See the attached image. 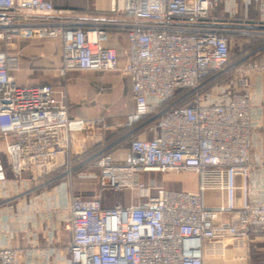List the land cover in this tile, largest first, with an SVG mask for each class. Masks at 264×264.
I'll return each instance as SVG.
<instances>
[{
    "label": "built area",
    "instance_id": "obj_1",
    "mask_svg": "<svg viewBox=\"0 0 264 264\" xmlns=\"http://www.w3.org/2000/svg\"><path fill=\"white\" fill-rule=\"evenodd\" d=\"M216 0H111L92 21H60L51 0H0V196L18 192L70 159L101 147L102 116L71 118L66 95L55 84L20 85L18 58L7 50L21 40H58L60 77L70 72H118L131 81V111L119 127L145 121L151 137H130L119 148H102L95 167L100 190L94 198L62 190L61 215L44 230L54 240L52 260L62 251L68 264H204L207 246L226 240L234 250L264 241V175L261 143L253 132L251 75L264 66L247 57L230 61L234 38L253 36L238 23L211 15ZM255 25L264 28V0ZM62 13V12H61ZM112 32L127 42L123 68ZM264 38V30L260 32ZM237 71L227 102L204 103L219 80ZM254 156V157H252ZM218 178L220 203L207 205L206 192ZM197 176L196 191L164 189L162 174ZM137 190L128 206L106 207L103 191ZM155 191L154 194L151 191ZM9 194V193H8ZM2 209L0 208V216ZM24 250L0 245V264H18Z\"/></svg>",
    "mask_w": 264,
    "mask_h": 264
},
{
    "label": "crops",
    "instance_id": "obj_2",
    "mask_svg": "<svg viewBox=\"0 0 264 264\" xmlns=\"http://www.w3.org/2000/svg\"><path fill=\"white\" fill-rule=\"evenodd\" d=\"M57 1L59 0H51L56 12L60 13L53 15L52 17L56 20L68 22L96 20L111 7V0H98L91 6H84L82 4L76 5L71 3H57ZM90 1L93 2L96 0ZM225 1V6L223 7L222 5L219 6V0H216L214 8L211 10V15L218 20H228L238 23L240 28H245L252 32L253 36L250 37L251 39L255 38L264 41V38L260 36V32H262L264 28L256 26L254 23L258 16V0ZM241 38L244 37L237 38L238 42H240ZM263 45L241 57H247L248 59V57L253 55L257 56L258 60L263 59L264 61ZM104 46L115 50L118 57V65L120 68H123L127 62V42L125 36L119 32H112L109 41L105 43ZM7 53L18 58L19 70H29L35 73L52 69L56 73L57 77H59L57 68L61 63V48L58 40H21L9 48ZM229 57L232 58L230 55V49ZM241 57H239V59ZM16 73L15 76L17 84L31 85L50 83L58 85L60 89L66 90L65 86L61 85L59 82L52 81L53 77L50 73L46 72L43 76L40 74L41 78L38 79L39 81L32 83H29L28 81L20 82L19 75ZM73 73L81 72H70L64 78H67L68 75ZM84 74H97L101 76L102 79L105 78V75L117 74L125 79L128 87L129 106L127 113L120 117L121 119L118 120L119 122H116L118 125H122L125 121L126 115L131 111V81L129 76L121 71ZM250 75L252 78L250 87L243 91L249 93L250 96H253L254 98L251 111L253 132L257 138L261 136V160L263 162V166L254 171V176L258 179V177H261L262 174L264 175V75L258 80H256L255 75ZM238 76L239 73L234 71L226 78L219 80L211 88H209L206 93L205 100L216 101L219 103L227 102L234 93L241 91L237 86ZM112 77L114 79V76ZM107 79H110V77ZM73 102L74 101L71 100V105H74ZM65 103L68 106V94L65 99ZM70 109L71 108L68 106V112L71 118H91L101 116H90L79 112L72 113ZM146 124L147 122L143 121L131 129L135 130L137 133L134 137H151V133L144 130V126H146ZM138 128H141L142 130ZM97 148L99 147L89 145L87 152L82 153L79 157L75 158L77 160L75 161V167L86 163V165L93 164L95 168V171H92L91 174H86L84 171L81 173V176L85 179L97 180L95 176L88 177L89 175H95L98 173V169L95 167V161L97 159L98 152L102 148ZM216 176L217 175L215 174V177ZM78 179L80 178L78 177ZM217 180L218 178H215L216 185L218 183ZM48 183L49 181L47 180L40 182L36 181L24 190L13 192V194L10 195L12 198H8L0 202V206H2L0 216V245L3 244L12 246L25 251V255L19 258L18 264H46L47 260L49 261L53 259L56 244L44 230V224H49L53 228V226H55L56 217L61 215L60 199L62 197V190L59 186L50 188L48 187ZM99 190L100 188L98 187V190L92 196H81L84 198H94L99 195ZM10 193L11 192H9V194ZM9 194L6 192L5 195L8 196ZM221 195L222 194L219 191L217 205L220 203ZM101 197L104 200L103 195ZM246 251H248L249 256L246 254ZM261 253H264V241L250 242L247 246V250H234L230 247L226 240H217L213 244L208 245L206 249V257L210 254H221L222 258L217 261V264H254L256 259L253 257L257 258V255H260ZM64 255V251H62L61 259L56 264H68Z\"/></svg>",
    "mask_w": 264,
    "mask_h": 264
},
{
    "label": "rangeland",
    "instance_id": "obj_3",
    "mask_svg": "<svg viewBox=\"0 0 264 264\" xmlns=\"http://www.w3.org/2000/svg\"><path fill=\"white\" fill-rule=\"evenodd\" d=\"M97 1L98 0L93 2L90 0H59L57 1V3H71L76 5L82 4L84 6H91ZM225 2V0H219L218 5H222L224 7ZM262 41L263 40L244 37L240 39V42H238L237 38H234L229 45L230 55L232 57L230 58V61L237 60L239 57H243L244 54H248L253 50L258 49L264 44V41ZM247 61L251 63L255 62V64L264 66L263 59L258 60L257 56L252 55L248 57ZM46 72L51 74V76L53 77L52 81L59 82L61 85L65 86L67 91L64 89L62 90L65 93L66 97L68 94V106L71 108L70 110L72 113L79 112L85 113L90 116L101 115L102 117L104 116V118H106L108 122L112 124H118L116 122L121 119L120 117L127 113V109L129 106L128 87L125 79L120 77L119 75L108 74L105 75L104 79H102V77L97 74L73 73L71 75H68L67 78H63L60 76L57 77L56 73L52 69H47L45 71L35 73L29 70L21 69L17 71L16 74L19 75L20 82L28 81L29 83H32L39 81L38 79L41 78L40 74L43 76V74H45ZM263 75L264 70L262 71L261 76ZM112 76H114V79ZM108 77H110V79H107ZM71 100L74 101V105H71ZM202 101L204 103L211 102L205 99ZM119 126L120 125H118L114 129H105L104 132L109 131L120 133L122 131L121 129H123L124 131L122 132L121 136L119 135L114 139L116 141L111 143L106 142L103 132L101 144L103 148H107L108 150L110 148H119L122 145L126 144L128 138L134 137L137 134L135 130L125 129ZM138 129L142 130L141 128ZM258 139L261 143V136L258 137ZM69 161L71 166L70 170L65 167L60 168L58 170H55V172L51 173L50 175L39 179L38 181H49L48 187L50 188L59 186L61 190H65L66 192L76 191L78 194L83 196L94 195L98 190V187L100 188L99 182H97V180L85 179L81 176V173L83 171L86 174H91L92 171H95L93 164L86 165V163H83L75 167V161L77 160L73 158ZM207 175L212 179V182H210V186L212 187L206 192L207 205L215 207L219 199V190L217 189L215 181L216 177L212 171L207 172ZM78 177L80 179H78ZM161 179L164 189L171 191L188 192L196 191L198 188L197 176L191 173H180L176 175L162 174ZM7 192L9 193V191ZM102 193L104 197L103 204L107 207H115L116 205L123 207L128 206L130 204H134L143 196V194H141L139 191H131L130 189H123L121 191L104 190ZM151 193L154 194L155 191L152 190ZM10 195L11 193L8 196L1 195L0 202L2 200L12 198V196ZM0 208H2V206H0ZM64 254L66 261H68L69 253L67 251H64ZM246 254L249 256L248 251H246ZM221 258V254H210L206 257L204 264H217V261H219ZM253 258L256 259V262H254V264H264V253L257 255V258Z\"/></svg>",
    "mask_w": 264,
    "mask_h": 264
},
{
    "label": "trees",
    "instance_id": "obj_4",
    "mask_svg": "<svg viewBox=\"0 0 264 264\" xmlns=\"http://www.w3.org/2000/svg\"><path fill=\"white\" fill-rule=\"evenodd\" d=\"M125 129H130V128H125ZM122 131L119 133V132H104V139L106 140V142H114L116 140H114L115 138H117L119 135L121 136L122 135V132L124 131L123 129H121ZM129 139V138H128ZM100 148H103L102 146L97 148V149H100Z\"/></svg>",
    "mask_w": 264,
    "mask_h": 264
},
{
    "label": "bare ground",
    "instance_id": "obj_5",
    "mask_svg": "<svg viewBox=\"0 0 264 264\" xmlns=\"http://www.w3.org/2000/svg\"><path fill=\"white\" fill-rule=\"evenodd\" d=\"M2 178H3V174L0 173V179H2ZM208 189H211V188L209 187Z\"/></svg>",
    "mask_w": 264,
    "mask_h": 264
}]
</instances>
